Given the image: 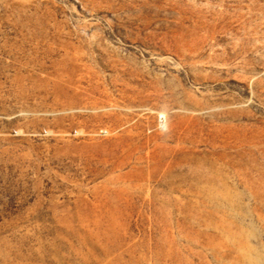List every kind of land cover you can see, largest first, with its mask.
<instances>
[{"label":"rangeland","instance_id":"1","mask_svg":"<svg viewBox=\"0 0 264 264\" xmlns=\"http://www.w3.org/2000/svg\"><path fill=\"white\" fill-rule=\"evenodd\" d=\"M0 264H264V0H0Z\"/></svg>","mask_w":264,"mask_h":264}]
</instances>
